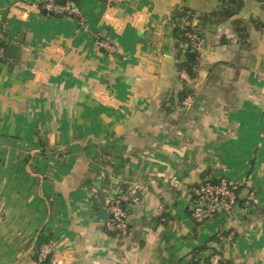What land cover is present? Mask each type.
<instances>
[{
	"label": "crops",
	"instance_id": "crops-1",
	"mask_svg": "<svg viewBox=\"0 0 264 264\" xmlns=\"http://www.w3.org/2000/svg\"><path fill=\"white\" fill-rule=\"evenodd\" d=\"M78 4L85 29L0 0L18 46L0 59V264H36L40 233L56 264H264V0ZM185 24L202 38L193 77L178 69ZM222 178L234 211L195 223L192 188ZM116 193L141 198L124 237L99 216Z\"/></svg>",
	"mask_w": 264,
	"mask_h": 264
},
{
	"label": "built area",
	"instance_id": "built-area-1",
	"mask_svg": "<svg viewBox=\"0 0 264 264\" xmlns=\"http://www.w3.org/2000/svg\"><path fill=\"white\" fill-rule=\"evenodd\" d=\"M40 9L44 10L48 15L69 16L77 20L79 26L85 29V17L82 14L78 0H36ZM8 29V21L0 20V59L5 57L6 52V36ZM191 45L197 51L201 49L202 38L196 32H187ZM96 43L109 54L115 51V47L107 40L96 37ZM195 99V92H189L181 101L180 106L188 109L192 106ZM237 188L236 182L226 179L204 180L192 188V219L195 223H203L214 218L219 213L230 214L237 205ZM141 198L138 195L119 194L117 197L108 199L107 211L110 214L104 221V228L107 232L124 237L129 232V226L126 219V209L122 205V201L126 204L138 203ZM55 242L49 240L42 244L38 253L36 264H42L43 260L52 254ZM210 264H218L217 254L211 255ZM51 264H56L51 259Z\"/></svg>",
	"mask_w": 264,
	"mask_h": 264
},
{
	"label": "trees",
	"instance_id": "trees-1",
	"mask_svg": "<svg viewBox=\"0 0 264 264\" xmlns=\"http://www.w3.org/2000/svg\"><path fill=\"white\" fill-rule=\"evenodd\" d=\"M232 1L236 2L237 6H239L240 0H232ZM232 7H229V8H226L225 10H223L222 15L223 16H228V15L232 14L235 11V9L232 8ZM187 12L188 11H186V10H182L181 13H177L176 15H177V17H181V16H185L186 18L191 17V15H189V14L186 15ZM187 32H196V31L189 24H185V25H182V26L177 25V26L174 27V36L176 37L178 42H181V43L184 44V50H185V54H186V59L178 64V69L179 70H184L188 74L189 77H193L194 76L193 66L195 64V60L193 58H191V57H192V54H196L197 50L194 49L193 46L191 45L190 38L186 34ZM196 33L198 35H200L198 32H196ZM189 92H191L190 89H184V90L181 91V93H180V103H181L182 99ZM123 191L125 193V189H123ZM119 194L120 193H116L113 197H117ZM121 203H122V205L126 206V201H122ZM49 238H50L49 235L45 236L43 233H40L37 236L35 244H34L35 261L37 260L38 253H39L41 245L47 243L49 241ZM209 256L204 260V262L206 264H210ZM42 264H51V255H48L43 260ZM189 264H200V259L192 257L190 262H189ZM218 264H224V262L220 261Z\"/></svg>",
	"mask_w": 264,
	"mask_h": 264
},
{
	"label": "water",
	"instance_id": "water-1",
	"mask_svg": "<svg viewBox=\"0 0 264 264\" xmlns=\"http://www.w3.org/2000/svg\"><path fill=\"white\" fill-rule=\"evenodd\" d=\"M58 2H63V0H57ZM18 52V46L16 45H9L6 49L5 56H9L11 58H16ZM191 55V54H190ZM99 216L101 219H106L110 216L107 211H100Z\"/></svg>",
	"mask_w": 264,
	"mask_h": 264
}]
</instances>
